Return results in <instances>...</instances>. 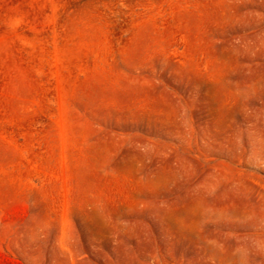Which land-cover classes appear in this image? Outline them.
Masks as SVG:
<instances>
[{"label": "rangeland", "instance_id": "1", "mask_svg": "<svg viewBox=\"0 0 264 264\" xmlns=\"http://www.w3.org/2000/svg\"><path fill=\"white\" fill-rule=\"evenodd\" d=\"M0 264H264V0H0Z\"/></svg>", "mask_w": 264, "mask_h": 264}]
</instances>
